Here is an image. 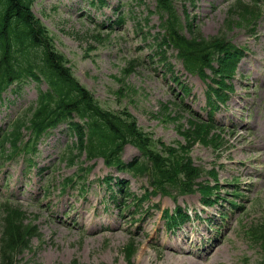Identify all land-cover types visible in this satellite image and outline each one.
<instances>
[{
	"label": "rangeland",
	"instance_id": "374dc122",
	"mask_svg": "<svg viewBox=\"0 0 264 264\" xmlns=\"http://www.w3.org/2000/svg\"><path fill=\"white\" fill-rule=\"evenodd\" d=\"M87 1L36 0L34 12L52 30L57 47L71 60L76 76L105 107L119 109L128 106L138 118L140 126L153 132L156 138H162L167 143L185 141L180 136L184 129L177 133L174 123L182 117L173 122L162 120V115L176 107L174 104L164 107L163 102L175 100L179 88L173 82L168 66L157 57L158 50H154L159 16L155 14L150 22L146 20L147 14L155 8L156 0H106L94 13L87 10L97 5L91 3L89 8ZM184 3L188 4L192 17L205 36L226 31L229 38L237 44L247 45L249 50L239 66L241 75L235 78L236 92L217 114V120L229 129L228 137H232L233 142L227 146L220 159L211 146L197 144L189 148L197 165L206 170L219 165L223 198L213 206L205 207L198 191L179 195L178 203L192 215V219L179 229V234L186 230L194 234L202 233L197 242L191 243L193 252L201 254L199 264H259L260 247L250 241L246 226L264 220V159L259 154L264 145H244L237 149L238 155L232 146L235 135L248 132L254 137L253 131L264 129V16L256 31L252 32L240 29L249 26L251 19L243 14L239 16L228 12L229 0H196L195 5L190 0H177L183 17ZM114 10H119L125 18L119 21L118 15H113ZM249 13L251 16L255 14L253 11ZM144 21L148 28H144ZM129 62L138 66L128 75L125 68L130 69ZM175 70L192 87L183 106L188 111L205 116L206 83L198 75L188 73L180 61L175 60ZM18 86L20 97L16 98L13 105L0 109V124H4L8 117L17 115L38 95L39 87L35 81L27 80ZM120 87L124 96L117 94ZM183 122L188 123L185 117ZM212 133V129L203 130L195 140L201 139L207 145H212ZM75 140L74 134L64 128L62 133L55 135L43 155L62 153ZM136 155L139 152L135 146L125 147L124 160L128 161ZM85 159L82 155L77 159L78 164L82 165ZM182 159L178 157L174 161L177 167ZM56 161L61 170L56 169L55 174L61 178L76 170V166L68 167L66 161ZM93 162L96 165L90 174L88 197L93 206L98 205L94 213L91 205L86 203V214L77 212V209H82L78 203L77 189L71 190L73 198L64 193L59 194L57 177H53L50 187L47 185L51 180H48L46 186L40 187L38 191L33 190L34 184H28L22 195L15 176H11L9 186H5L4 175L0 174V202L7 196H12L18 202L22 198L20 204L29 211L27 214L17 205L1 204V211L5 212L2 241L8 239L16 246L19 236L24 233L32 235L39 230L42 234L39 238H33L32 250L26 249L18 255L16 264L31 260L34 249L37 250L35 264H73V260L79 264H127V255L139 264H162V258L155 257L153 245H160L172 237V233L164 227L161 209L174 208L176 192L172 191L171 196H153L150 204L159 205L161 209L147 208V214L139 219H136L137 216L129 217L131 213L117 216L114 204L105 208L101 202L102 197L110 192L105 183L97 182L96 178L109 173L116 176L118 173L109 169L101 158L90 163ZM233 182L238 183L232 185ZM148 186L150 183L147 178L132 177L129 189L141 195ZM174 189L177 188H171ZM234 192L241 195L230 194ZM40 198L42 201H39ZM231 199L238 200L243 207L233 206L229 201ZM100 209L99 213L104 218L102 220L110 222L117 232L102 234L89 227L91 220L99 218ZM46 213L51 215L46 217ZM210 218L211 221H208ZM215 229L220 230L221 234ZM218 243L222 244V248L215 253ZM142 250H147L152 258L141 256ZM246 260L247 263L243 262Z\"/></svg>",
	"mask_w": 264,
	"mask_h": 264
},
{
	"label": "trees",
	"instance_id": "16d2710c",
	"mask_svg": "<svg viewBox=\"0 0 264 264\" xmlns=\"http://www.w3.org/2000/svg\"><path fill=\"white\" fill-rule=\"evenodd\" d=\"M33 4L34 0H0V82L12 83L43 67L48 69L49 74H45L51 81V91L41 94L39 102L28 108L9 138L17 140L28 122L30 127L40 129L77 116L87 125L81 128L79 122L71 120L77 135L78 154L73 155L74 159L86 153L91 158L104 155L111 163L117 159L119 149L131 142L144 154V163H140L144 172L151 167L149 175L155 180L178 183L182 172L174 163L176 150L168 148L167 156H162L128 110L110 111L96 101L91 91L74 76L70 60L55 48L50 30L32 12ZM158 11L164 28L161 39L168 46L177 45L189 66L195 68L211 61L210 46L222 52L223 44L216 43L219 37L205 38L194 31L191 36L186 35L174 0H158ZM168 156L171 157L167 160ZM186 160L183 174L195 169L191 159ZM128 167L134 169L137 165ZM252 236L264 238V224ZM14 251L10 241L2 246L0 264H14Z\"/></svg>",
	"mask_w": 264,
	"mask_h": 264
},
{
	"label": "bare ground",
	"instance_id": "6f19581e",
	"mask_svg": "<svg viewBox=\"0 0 264 264\" xmlns=\"http://www.w3.org/2000/svg\"><path fill=\"white\" fill-rule=\"evenodd\" d=\"M259 141L264 143V135L261 137V134L258 132L255 133L254 138L242 137L240 139V143L242 145H249L255 147L259 145ZM261 154L264 155V148L261 151ZM189 233L190 232L187 231L186 235H184L182 239L178 240L174 238L172 242L168 244L169 249L172 250V255L180 257V261L177 264H199V261L196 258V256H199V254L192 253L190 249L185 248V245L187 243V238L189 237L188 235Z\"/></svg>",
	"mask_w": 264,
	"mask_h": 264
}]
</instances>
